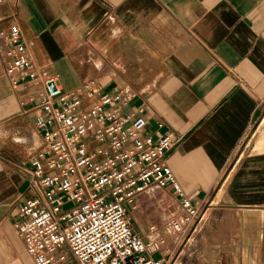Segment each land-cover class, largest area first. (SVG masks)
Instances as JSON below:
<instances>
[{
    "label": "crops",
    "instance_id": "1",
    "mask_svg": "<svg viewBox=\"0 0 264 264\" xmlns=\"http://www.w3.org/2000/svg\"><path fill=\"white\" fill-rule=\"evenodd\" d=\"M15 20L63 89L92 91L91 101L128 90L124 112L141 108L153 136L172 132L164 161L206 205L197 264H264V0H0L3 43ZM5 67L0 55V264H36L13 217L31 195L17 166L40 144L30 100L40 85L21 71L12 83ZM175 204L167 185L127 205L161 264L174 238L156 222Z\"/></svg>",
    "mask_w": 264,
    "mask_h": 264
},
{
    "label": "built area",
    "instance_id": "2",
    "mask_svg": "<svg viewBox=\"0 0 264 264\" xmlns=\"http://www.w3.org/2000/svg\"><path fill=\"white\" fill-rule=\"evenodd\" d=\"M5 74L40 85L31 110L41 131L38 148L17 170L31 193L13 225L36 264H161L147 254L148 243L132 226L127 205L152 186L171 185L182 210L168 225L187 233L204 206L187 195L164 158L175 145L172 132H145L142 109L124 112L128 90L91 101L33 60L18 21L0 41ZM157 126H163L158 122ZM201 214V215H200Z\"/></svg>",
    "mask_w": 264,
    "mask_h": 264
},
{
    "label": "rangeland",
    "instance_id": "3",
    "mask_svg": "<svg viewBox=\"0 0 264 264\" xmlns=\"http://www.w3.org/2000/svg\"><path fill=\"white\" fill-rule=\"evenodd\" d=\"M170 208L171 210L169 208L167 209L170 210V213L175 214V217H178L179 219L182 217V210L178 207V205L175 204V206L170 207ZM204 208L206 209V205L204 206ZM205 209H203V211L201 212L202 215L205 212ZM201 219L202 221L200 222L199 225L198 223H195V225L196 226L198 225V227L195 228L194 233H192V236L190 238L188 237H189L191 230H189L186 234L185 233L180 234L177 231V228H175V226L168 225L169 224L168 221L165 224L162 222L158 224L156 222V227H159L162 224L165 225L167 235H171L174 238L173 240L174 250L172 253V258L168 264H197L198 259L201 260L199 252L195 251V249L198 247L197 245H199V243L201 242L199 240L201 238H199L198 235L196 236V234L198 232L199 233L204 232L206 215L203 216V218ZM199 221L200 220H198V222ZM180 235H184V238L183 236H180ZM187 238L188 240H186ZM155 242L157 243V245L160 244L159 240H156Z\"/></svg>",
    "mask_w": 264,
    "mask_h": 264
}]
</instances>
